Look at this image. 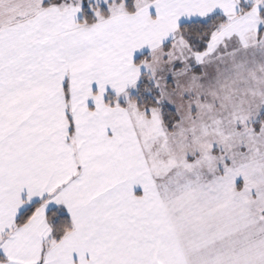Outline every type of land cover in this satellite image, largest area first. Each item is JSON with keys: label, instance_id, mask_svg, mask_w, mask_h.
Masks as SVG:
<instances>
[{"label": "snow or ice", "instance_id": "1", "mask_svg": "<svg viewBox=\"0 0 264 264\" xmlns=\"http://www.w3.org/2000/svg\"><path fill=\"white\" fill-rule=\"evenodd\" d=\"M0 264H264V0H0Z\"/></svg>", "mask_w": 264, "mask_h": 264}]
</instances>
